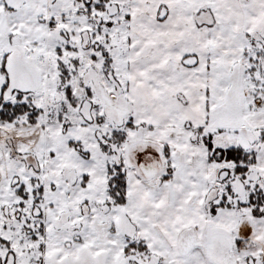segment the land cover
<instances>
[{"label": "snow or ice", "instance_id": "6c2138e0", "mask_svg": "<svg viewBox=\"0 0 264 264\" xmlns=\"http://www.w3.org/2000/svg\"><path fill=\"white\" fill-rule=\"evenodd\" d=\"M0 264H264V0H0Z\"/></svg>", "mask_w": 264, "mask_h": 264}]
</instances>
